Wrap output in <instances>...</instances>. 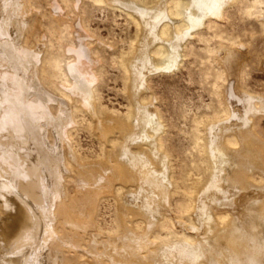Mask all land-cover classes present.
<instances>
[{"label":"bare ground","instance_id":"bare-ground-1","mask_svg":"<svg viewBox=\"0 0 264 264\" xmlns=\"http://www.w3.org/2000/svg\"><path fill=\"white\" fill-rule=\"evenodd\" d=\"M92 1L136 26L125 114L102 102L104 41L86 0H0V264H264V95L242 85L250 54L236 42L216 51L219 107L194 117L200 157L187 177L150 84L237 0ZM82 126L99 137L97 157L75 147ZM105 196L117 216L107 232Z\"/></svg>","mask_w":264,"mask_h":264},{"label":"rangeland","instance_id":"rangeland-1","mask_svg":"<svg viewBox=\"0 0 264 264\" xmlns=\"http://www.w3.org/2000/svg\"><path fill=\"white\" fill-rule=\"evenodd\" d=\"M172 4L175 5L173 1ZM85 9L88 27L104 41L101 50L104 49L102 54L106 62L102 69L104 79L99 84L102 102L125 114L129 111L130 99L125 89L127 72L122 60L133 49L135 23L125 12L92 0H86ZM201 37L194 39L191 53L181 68L170 74L157 72L150 82L166 123L164 139L172 164L184 177L196 169L200 157L193 139L194 117L213 115L219 107L215 92L219 68L216 51H225L232 42L248 51L250 60L242 66L245 73L242 85L250 95H264V2L235 1L227 8L224 19L213 21L202 29ZM258 114L254 126L264 138V112ZM89 131L84 126L74 131V144L80 155L94 158L103 152V146L99 137ZM76 132H80L77 137ZM99 206L96 223L101 226L98 228L105 232L116 229V207L112 197H103ZM18 255L13 257H19L21 253Z\"/></svg>","mask_w":264,"mask_h":264}]
</instances>
